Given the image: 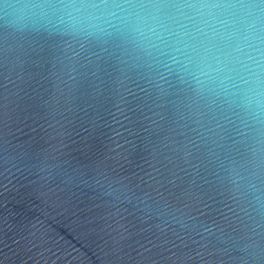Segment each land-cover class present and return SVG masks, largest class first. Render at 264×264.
I'll use <instances>...</instances> for the list:
<instances>
[{"label": "water", "instance_id": "obj_1", "mask_svg": "<svg viewBox=\"0 0 264 264\" xmlns=\"http://www.w3.org/2000/svg\"><path fill=\"white\" fill-rule=\"evenodd\" d=\"M0 264H264V0H0Z\"/></svg>", "mask_w": 264, "mask_h": 264}]
</instances>
